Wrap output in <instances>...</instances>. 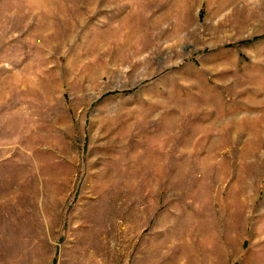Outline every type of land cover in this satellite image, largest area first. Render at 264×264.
<instances>
[{"label": "rangeland", "instance_id": "obj_1", "mask_svg": "<svg viewBox=\"0 0 264 264\" xmlns=\"http://www.w3.org/2000/svg\"><path fill=\"white\" fill-rule=\"evenodd\" d=\"M0 264H264V0H0Z\"/></svg>", "mask_w": 264, "mask_h": 264}]
</instances>
